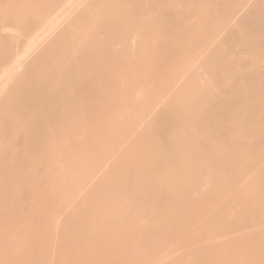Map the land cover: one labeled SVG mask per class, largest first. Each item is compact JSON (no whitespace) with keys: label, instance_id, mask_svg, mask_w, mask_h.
Here are the masks:
<instances>
[{"label":"bare ground","instance_id":"6f19581e","mask_svg":"<svg viewBox=\"0 0 264 264\" xmlns=\"http://www.w3.org/2000/svg\"><path fill=\"white\" fill-rule=\"evenodd\" d=\"M84 1L75 2L83 5ZM107 1L91 0L84 9L78 6L82 10L73 15L76 9L68 12L66 0H0V72L8 70L7 76L14 62L27 55V51H20V45L27 40L32 44L28 35L33 36L34 27L43 22L37 23V19H48L53 10L67 18L75 16L69 21L66 18L67 26L63 23L62 27L64 14L60 15L63 21H55L64 29H58L53 39V35L48 36L44 48L40 44L39 55H27L25 59H31H24L25 68L21 67L23 62L19 70L13 66L15 77L10 73L11 82L6 76L8 83L0 88H4L0 92V264H50L51 229H55L52 236L57 233L60 239L57 253L54 251L57 264H111L114 258L121 264L126 257L140 262L151 253L156 258V241L166 239L165 244L160 242L166 248L169 237L196 230L194 222L202 216L221 229L232 227V246L238 251L248 245L252 247L246 251L262 253L264 230L256 242H248L249 229L244 228L264 223V0H122L121 9L118 6L123 9L121 14L116 12L118 7L116 11L115 6L114 11L107 9ZM36 2L43 4L42 12L40 6L35 9ZM59 6L61 10L67 6L70 15L66 16L65 10L59 12ZM126 14L128 17L123 16ZM58 15L52 17L58 19ZM17 20L23 24L18 23L22 30L32 27L31 33L26 30L31 41L23 36L20 43H24L18 44L21 57L12 48L15 43L8 40L13 38L12 32L9 38L4 35L10 21L19 28ZM50 20L44 24L58 28L54 19L53 23ZM11 23L8 26L12 27ZM37 29L34 43L45 28L39 33ZM50 32L49 28L44 35ZM133 38L137 43H132ZM130 42L135 46L133 54ZM15 56L20 59H11ZM170 87L173 94L164 101L165 111H156L160 122L145 125L126 142L130 129L142 121L143 114H150L147 110H153V104ZM151 96L160 100L153 99L151 104ZM117 111L126 119L115 116ZM108 114L112 116L106 117ZM112 126L114 131L109 129ZM173 126L176 130L180 126V132L167 137L168 128ZM182 128L193 131L187 135ZM186 148L190 157H195L188 168L171 177L160 171L157 174V167H164L160 165L163 161L168 165L167 160L182 157ZM151 150V155L157 154L153 164L157 165V172H153L157 176H144L148 169L141 164L146 163L144 157ZM115 155L102 178L89 186L90 180L96 179L93 175H100V168ZM128 166L132 172L128 168L127 178ZM230 178L234 185L219 187ZM83 185L93 188L86 187L87 194L79 197L82 201L64 220L59 211L66 200L60 202L61 197L69 200V193L74 195L71 189L84 191ZM182 188L190 191L179 198ZM60 191L67 193L58 194L61 207L54 201ZM57 210L64 221L57 217ZM223 211L234 218L233 222L232 218L224 220ZM192 221L194 227L188 226ZM186 226L194 229L188 231ZM190 236L186 235L187 239ZM107 252L119 257L116 260L113 254L111 258ZM101 255H108L104 258L108 261L102 262ZM124 262L130 264L131 260Z\"/></svg>","mask_w":264,"mask_h":264},{"label":"rangeland","instance_id":"374dc122","mask_svg":"<svg viewBox=\"0 0 264 264\" xmlns=\"http://www.w3.org/2000/svg\"><path fill=\"white\" fill-rule=\"evenodd\" d=\"M12 1V0H11ZM17 1V0H16ZM28 1V0H27ZM69 1H71V0H66V2L68 3ZM74 1V3L77 5V1L78 0H73ZM76 1V2H75ZM81 1V0H80ZM83 1V0H82ZM85 1H89V0H85ZM85 1L83 2V5H82V2H78V5L77 6H75V4L71 1L70 3L72 4H74V5H72V7H71V4H70V7H69V3H68V7L67 8H70V9H68L67 11L68 12H70L71 11V9H76V11H71L72 12V14L73 15H75V13L77 14V12H79V10L81 11L82 9H84V5H87L89 2H86L85 3ZM25 2V1H24ZM66 2H64V3H66ZM110 2H111V0H110ZM110 2L109 1H107L105 4H106V7H107V9H109V10H111V8H112V11H114V9H115V11H116V7H118L121 3H123V1L122 0H114L113 2H115L116 3V5H115V3L113 4V2H111V4H110ZM121 2V3H120ZM27 3V2H26ZM64 3H63V7L67 4H65L64 5ZM79 3H81V4H79ZM85 3V4H84ZM120 3V4H119ZM36 5H34L33 7L35 8V9H37V10H39V7L38 6H43V4L42 3H40V5H37V2L35 3ZM38 4H39V2H38ZM90 4V3H89ZM88 4V5H89ZM110 4V5H109ZM113 4V6H111ZM123 5V4H122ZM27 6H28V3H27ZM31 6V8H32V5H30ZM41 6H40V8H41ZM61 6V7H62ZM76 8H75V7ZM78 6H80V7H82V9L80 8V9H78L79 7ZM114 6H115V8H114ZM62 7V9H64ZM65 7V13H66V16L69 14L70 15V13H67V11H66V8ZM78 7V8H77ZM120 7V9H121V6H119ZM119 7H118V10L116 11V12H119L120 14H121V11L123 10H121L120 11V9H119ZM28 8V7H27ZM31 8H30V11H31ZM34 8H32L33 10H34ZM114 8V9H113ZM58 9H60L59 10V12H63L64 10H61V8H60V6H59V8ZM77 9H78V11H77ZM42 10V8L40 9V11ZM36 10H34V12H35ZM43 11V10H42ZM41 11V12H42ZM54 11V10H53ZM52 11V13H54V14H57L56 12H58L57 10H55L56 12H53ZM40 13V12H39ZM51 13V14H52ZM122 13H124L123 11H122ZM41 14V13H40ZM40 14H38V15H40ZM54 14H52L55 18H57L56 16L59 14H57V15H54ZM62 14H64V13H62ZM62 14H59L58 15V19H55L54 17H52V15H50L52 18H51V20H53V22L55 21V20H59V18L62 16ZM72 14H71V16L70 17H72V18H74L73 16H72ZM61 15V16H60ZM48 16V15H47ZM47 16H45V17H47ZM50 16H48L49 18H50ZM60 16V17H59ZM124 17H128V14H126V15H123ZM62 17H64V21H63V19H62V21H60L61 20V18ZM61 18H60V23L62 24V25H66L67 26V23H64L67 19H68V21H69V19L71 20L72 18H70L69 16V18H67V17H65V14L62 16ZM44 19V20H46L45 22L47 23L48 22V20H50V19ZM67 18V19H66ZM43 19H41V21L40 22H38L39 21V19H37L38 21H36L37 23H41L42 21V23H41V25H40V27L42 28V26L43 25H46V23L44 24V20ZM51 20L49 21V22H51ZM14 22V24L16 23L15 21L16 20H13ZM67 21V22H68ZM7 22V21H6ZM5 22V23H6ZM9 22V21H8ZM53 22H51V23H53ZM56 22V21H55ZM10 23H11V21H10ZM10 23H7L8 25L10 24ZM13 23H11L12 24V27H11V25L10 26H8L7 24H5V27H6V25H7V29L6 28H4V32H5V29H6V32L5 33H7L8 31V29H9V32H8V34H4V35H6V37H8L7 35H9V33H11L12 32V34H13V38H12V36H10V35H12V34H10L9 36H10V39H8L10 42H11V44L12 43H15L14 44V46L12 45V48L14 47V51L16 50H18L19 49V45L20 44H23L24 42L26 43L25 45L23 44V45H20V51L22 52L23 51V53H26L25 51H27V55H30L29 57H35L36 55H35V53L37 54V55H39L38 54V52L40 53V52H42V48H44L42 45H46V43H48V36L50 37L51 35H53V36H51V38L50 39H53L54 37H55V35H57L55 32H57L58 31V29L60 30V31H62L64 28H62V27H65V25L64 26H62L61 27V29H60V27L58 26V24H60L59 22L57 23L56 22V24H54V26L55 25H57L58 26V28L57 27H53L50 23H48L47 25H46V27L48 28H46V27H44L46 30H47V32H44V31H46L44 28H40L39 26V28L38 27H34L33 25H35V23H33V27H34V29H35V31H32V34L34 33L35 34V32H36V29L38 28V29H40V30H38L37 29V32L38 31H41V30H43L44 29V31H42V32H44V34H46V33H48V30H49V28H50V33L49 34H47L46 36L44 35V37H43V35H42V32H40L41 33V35H39L38 33H37V36L38 37H41V38H38V39H40V40H38V41H35L36 43H34V40H36V34H35V36H34V34H33V36L32 35H28L30 38L32 37L33 38V42L31 41V39L26 35V34H29V33H31V30H32V27H30L31 29H29V27L27 28L29 31H26L27 29H23L22 30V27L23 26H20L19 24H22V23H19V20H17V24L19 25V28H18V26H16V27H14V25H13ZM64 23V24H63ZM92 23V22H91ZM49 24H50V26L52 27H48L49 26ZM68 24H69V22H68ZM23 25V24H22ZM37 26V25H36ZM10 27L11 28H13L14 27V29H10ZM21 27V28H20ZM54 28V29H53ZM57 28V29H56ZM33 29V30H34ZM52 29H53V31H54V33L52 32ZM11 31V32H10ZM23 31H26V32H23ZM60 31H58V32H60ZM27 32H29V33H27ZM57 32V33H58ZM21 33H24L23 35H21ZM59 34V33H58ZM23 36L25 37V36H27L28 38H29V41H31V43L32 44H30V42H28V40L27 41H24V42H22L23 40H24V38H23ZM34 37H36L35 39H34ZM46 37V42H45V40H44V38ZM53 37V38H52ZM133 37V35L131 34V38ZM139 36H137V38H136V40L137 39H139L138 38ZM23 38V39H22ZM135 38H133L132 40H133V42L132 43H134V42H136L137 43V41H135ZM6 39V38H5ZM22 39V43H20V40ZM43 39V40H42ZM131 40V41H132ZM7 41V40H6ZM8 41V42H9ZM41 41H43V42H45V44L42 42L41 43ZM50 41V40H49ZM28 42V43H27ZM20 43V44H19ZM131 43V42H130ZM132 43H131V46H132ZM19 44V45H18ZM40 44H41V46H42V48H41V50H39L40 49ZM15 45H16V47H15ZM133 45H135V44H133ZM30 46V48H28ZM0 47H3V46H0ZM122 46H120L119 48H121ZM15 48H17V49H15ZM28 48V50H26ZM135 48V46H132V48L130 47V49H132V54H133V49ZM1 49V48H0ZM118 49V48H117ZM122 49V48H121ZM2 50V49H1ZM19 50L17 51V53H18V55H19V57H21V55H22V53H20L19 52ZM120 50V49H119ZM3 51H4V48H3ZM3 51L1 52V53H3ZM131 51V50H130ZM135 52V51H134ZM14 53V52H13ZM16 52H15V54L14 55H16L17 54ZM20 53V54H19ZM32 54H34V55H32ZM23 55H25V54H23ZM26 55V56H27ZM26 56H23L22 58V60L23 61H28V60H30V59H25V57ZM16 57H18V56H15V57H12L11 59H13L14 60V58H16ZM18 57V58H19ZM27 58H28V56H27ZM17 59V58H16ZM20 59V58H19ZM25 59V60H24ZM21 60V59H20ZM19 60V61H20ZM19 61H18V63L15 61H13L14 62V64L15 65H17L16 67H17V69L19 70V65H21L22 63L21 62H23V61H20V63H19ZM26 61H25V63H26ZM10 62H12V61H10ZM10 62H9V64H7V65H9V67L11 66V64H13V62L10 64ZM24 63V62H23ZM25 63L23 64V66L21 65V67H24L25 68ZM15 65H12V67H10L11 68V70H13L12 68H13V66H15ZM8 66H5V68H7ZM8 67V68H9ZM20 67V68H21ZM16 68H15V70H16V72H19L18 70H17ZM22 70H23V68H21ZM5 70V69H4ZM4 70H2L1 72H4ZM11 70H9L10 72H9V74H8V76H7V73L6 72H8V70L6 71L5 70V72L4 73H2L1 74V72H0V75L2 76L3 74V76H2V78L4 77H8V78H10V76H11V74H12V77H15V73H14V75H13V71H11ZM22 70H20V73L22 72ZM24 71V70H23ZM11 73V74H10ZM1 78V77H0ZM0 79V81H1V83L2 82H4V78L3 79ZM7 78H5V82L4 83H0L1 85H0V88H1V86L3 85V84H5V83H8V81L9 82H11V79L12 78H10V80H6ZM15 80V79H14ZM13 80V81H14ZM7 81V82H6ZM4 86V85H3ZM6 86H7V84H6ZM6 88V87H5ZM144 88H145V86H144ZM4 88H2V89H0V92L3 90ZM174 89V88H173ZM171 91V92H170ZM169 93V94H168ZM168 93H166L164 96H165V98H164V96L161 98V100H163L161 103H159L161 100L158 98L157 99V97H155L154 98V96L152 97H149L150 98V100L148 99V101H151V104H152V101H153V99H156V100H154L155 102H157V100H160V101H158L157 103H155V104H153L154 106H153V110H154V112H155V114H153V113H151V111H153L151 108H149L147 111H149L150 112V114H149V112H147L149 115H147L145 112L146 111H144V113L145 114H143L144 116H143V118H142V121L139 123V121L138 122H135V124L136 123H139L138 125H134L130 130H132V132L130 133L129 132V130H128V133H130V135L128 136V138H127V141L126 142H129L130 140H133L134 138L133 137H135V135H137V134H139L145 127V125L147 126L149 123H151V125H154V121H158L159 120V118L160 117H157V116H159V114L156 112V111H160L161 109L163 110L164 109V111H165V105H166V100L167 99H169L168 98V96H171L173 93H172V90H171V87H170V89H169V91H168ZM172 93V94H171ZM138 95H140V94H138ZM143 96V95H142ZM167 97V98H166ZM138 99H141V95H140V97L138 98ZM165 101V102H164ZM159 103V104H158ZM157 104L159 105V106H157ZM156 105V106H155ZM164 105V106H163ZM151 107H152V105H151ZM158 108V109H155V108ZM161 107V108H160ZM160 109V110H159ZM161 110V111H162ZM118 113V115L115 113L114 115L115 116H119L120 117V119L122 120L125 116L124 115H119L120 113H119V111H117ZM163 112V111H162ZM111 113V112H110ZM130 113V112H129ZM128 113V118H130V115H132V114H129ZM113 114V113H112ZM168 115L169 114H172V113H167ZM110 114H108L106 117H108ZM113 115V116H114ZM133 115H136V114H133ZM154 115H156V116H154ZM110 116H112V115H110ZM115 116L113 117L114 119H116L115 118ZM124 116V117H123ZM127 116V115H126ZM137 116V115H136ZM119 117H117L118 119H119ZM111 118V117H110ZM112 118V119H113ZM132 118V117H131ZM156 118H158V119H156ZM124 119H126V117L124 118ZM123 119V120H124ZM161 120V119H160ZM160 121H158V123H159ZM157 123V122H156ZM120 124V123H119ZM117 123H115V126L117 127ZM156 125V124H155ZM183 125V124H182ZM182 125H180V126H182ZM185 126V128L187 127L186 126V124H184ZM115 126H112V127H110L109 129H110V131H112L113 130V127L115 128ZM180 126H178V130H176L177 129V127H174L173 126V128L174 129H172L171 127H169L168 129H169V131H170V129H171V131L168 133V135H166L167 137L169 136L170 138H172L173 136H174V133L175 134H177L178 132L177 131H179V127ZM183 127V128H184ZM111 128H112V130H111ZM135 128V129H134ZM182 128V130L184 131V129ZM108 129V130H109ZM117 129V128H116ZM190 129V128H189ZM181 130V129H180ZM114 131V130H113ZM192 129H190V132L192 133ZM145 132H147V129H145ZM180 132V131H179ZM187 132V133H186ZM190 132H189V130L187 131V129L184 131V133L185 134H187V135H190ZM181 133H182V131H181ZM183 135V134H182ZM176 136V135H175ZM186 135H184V137H185ZM187 139V138H186ZM125 142V143H126ZM186 142V141H185ZM130 143V142H129ZM187 143V142H186ZM121 148H123V147H121ZM121 148H119V151L121 150ZM123 149H125V147L123 148ZM123 149L121 150V151H123ZM145 149V148H144ZM190 150V149H189ZM118 151V152H119ZM117 152V153H118ZM183 153H182V157H177V158H174V160L171 162L170 160H167V162L166 163H168V161H169V164L166 166L165 165V163H164V161H163V163H161L160 165H161V167H163V168H160V166H159V168L157 167V170H158V172L155 170L156 168H154V166L156 167L157 165H153V164H155L154 162H156V160H157V157H155V156H157V154L154 156V154L153 155H151L153 152H152V150H151V152H148L147 151V154L149 153L150 155V157L148 156V157H144L147 161H146V163H142L141 165H143L144 167H143V169L146 167V169H148V171H147V173L145 174V173H142V174H144V176L146 175H148V174H153V172H157V174L159 173V171L162 173L163 172V174L162 175H164V173L166 174V176H168L169 175V177H171L172 175H176V174H178L180 171H182V170H185L186 168H188L189 166V164H191L189 161H191V159L192 160H194L195 159V157H190V154H189V152H188V150H187V148L186 149H184V151H182ZM116 153V154H117ZM120 153H118L117 154V156L119 155ZM143 154H145V152L143 153ZM147 154H145V156L147 155ZM117 156L115 155L114 157H110V159H109V161H107V163L105 164V165H103L100 169H102V171H100V169H99V171L101 172H99L100 173V175H98V174H94L93 175V179L94 178H96L95 180H93V182H92V180H90L91 182H89L88 183V185L90 186V185H93V186H95L94 185V183L96 184L97 182H98V180H99V178H102V176H103V174L106 172V170L111 166V162L112 161H114V160H116V158H117ZM144 156V155H143ZM153 156V157H152ZM186 156H188V157H186ZM119 158V157H118ZM138 158H141V156L140 157H138ZM143 158V157H142ZM145 159H143V160H145ZM142 159H141V161H143ZM171 162V163H170ZM192 162V161H191ZM37 164V163H36ZM33 165V164H32ZM35 166H37V165H35ZM34 166V167H35ZM125 168H127L126 169V171H125V173L127 172V174H125V175H127V178H128V176H129V173H128V168H129V166L128 167H125ZM139 168V167H138ZM149 168H150V170H149ZM130 170H129V172L131 171V167L129 168ZM142 169V168H141ZM142 169V170H143ZM35 170V169H34ZM125 170V169H124ZM137 169H136V167H135V171H136ZM134 171V170H133ZM144 171V170H143ZM142 171V172H143ZM152 171V173H149V172H151ZM98 172V171H97ZM132 172V171H131ZM130 172V173H131ZM136 172H138V171H136ZM144 172H146V170L144 171ZM133 173H135V172H133ZM133 173H132V176H134L133 175ZM123 174H124V172H123ZM138 174V173H137ZM139 174H140V171H139ZM139 174H138V176H139ZM97 175V176H96ZM141 175V174H140ZM154 175V174H153ZM95 176V177H94ZM101 176V177H100ZM124 176V175H123ZM143 175H141V177H142ZM154 176H157V175H154ZM165 176V175H164ZM125 177V176H124ZM123 177V178H124ZM140 177V176H139ZM50 178V177H49ZM127 178H125V180L127 179ZM51 180H53V179H55V177L54 178H50ZM49 179V180H50ZM232 178H230V180H225V181H222L221 182V186L219 185V183L217 184V187H218V185H219V187H222V186H226V185H229V186H232V184L235 182V180H231ZM122 180V179H121ZM124 180V179H123ZM61 183V182H60ZM62 184V183H61ZM87 184V183H86ZM235 184V183H234ZM233 184V185H234ZM88 185H83V186H81V187H85L84 189L86 190V187H88ZM61 186V185H60ZM62 186H64V185H62ZM77 188H80V185L79 186H77ZM77 188L75 189V191L74 190H72L71 189V191H73V197H72V192H70L69 193V196L70 197H72L71 199H70V197L68 196L67 198H69V200H67V199H64L65 197H61V195H66L67 193H62L61 191H63V190H61L60 192H58L57 193V195L59 194V193H61V195H58L59 197H58V199H56V197L53 195V197H55L54 198V201H57V200H59V198L61 197V201L60 202H62V199L65 201L64 203H65V205H63L62 206V204L60 205L59 203H58V201L56 202V204L57 205H59V207H61L62 206V208H61V210L57 207L56 209H58V210H60L59 211V213L61 212L62 214H60V217L62 218V217H64L65 216V214L67 215V216H65L66 218H68L69 217V215H68V212L70 213V210L72 211V208H74L75 206L74 205H76V204H79L82 200V198H80L79 199V197H84V193H86L88 190H80V189H78L79 190V192H76V190H77ZM91 189V188H93V187H88L87 189ZM229 188V187H228ZM62 189V188H61ZM216 189V188H215ZM77 190V191H78ZM229 190V189H228ZM83 191V192H82ZM190 190H188V189H181L179 192H178V196H179V198H182V197H186V195H187V193L189 192ZM207 191H208V189H207ZM212 191H214V189L212 190ZM211 192V190L208 192V195H209V193ZM79 193V194H78ZM82 193V194H81ZM215 194L217 193V191L216 192H214ZM231 192H229V194H230ZM48 195H50L51 196V194H49V193H47ZM81 194V196H79ZM84 194V195H83ZM87 194V193H86ZM130 194H133V193H130ZM47 195V196H48ZM78 195V196H77ZM83 195V196H82ZM207 195V196H208ZM46 196V197H47ZM77 196V197H76ZM200 196V195H199ZM198 196V197H199ZM76 197V198H75ZM206 197V196H205ZM49 198V197H48ZM51 198L52 197H50V199H47V198H45L44 200H51ZM207 198V197H206ZM73 199V201L71 202V200ZM45 201V202H49V201ZM80 200V201H79ZM53 201V200H52ZM52 201H51V203H50V206L53 204L52 203ZM79 201V202H78ZM67 202V203H66ZM220 202V201H219ZM63 203V204H64ZM69 203H71L70 205H69ZM221 203V202H220ZM219 203V204H220ZM46 204V203H45ZM44 204V205H45ZM223 204V203H222ZM54 205V204H53ZM49 206V204L47 205V207ZM55 206L56 205H54L53 206V208L55 209ZM68 208H67V207ZM74 206V207H73ZM222 206V205H221ZM47 207H45V208H47ZM64 207H66V208H64ZM49 208V207H48ZM50 208H52V207H50ZM64 208V209H63ZM53 209V210H54ZM58 210H57V213H58ZM64 212V213H63ZM228 212V211H227ZM59 213L58 214H56L57 215V217H58V215H59ZM223 213H224V211L222 212V215H223ZM226 214V215H225ZM225 215V216H224ZM224 220L226 219L227 221H228V219H229V221H231V222H233V217H231V215L229 216V214H228V216L229 217H227V213H224ZM60 217H58V218H60ZM65 217H64V220H66L65 219ZM220 217V216H219ZM59 219V220H61V221H64V220H62V219ZM223 218H219V220L222 222L223 221ZM232 218V219H231ZM231 219V220H230ZM198 221H195L194 223H193V221H192V223H187V225L188 226H193L192 224H194V226H195V228H196V230L194 231L191 227H188V226H186L187 228H190V229H188V231L189 230H193L192 232H187L186 234L185 233H177V235L175 236V237H173V239H172V237H169V240H170V238H171V241H168V246L166 245V248L164 247V244H165V242L163 241V240H165L166 241V239H161V240H159L158 242L159 243H157V241H156V244H159L158 246L155 244V247L153 248V255H156V258L154 257V256H152V253H151V257H153V258H155L154 260H152V259H149V258H151L149 255V257L148 256H144V258H146V257H148V259H146V260H148V261H146V260H144V261H142L143 259L141 258V260H140V257H139V260H140V262H141V264H144L143 262H145V263H147V262H149L150 260V262L149 263H147V264H175V263H177V262H175V261H179L180 263H183V264H264V251H261L262 253H254L253 251H251L250 249H249V251H246V249L247 248H251L252 246H248L247 245V247H246V249L244 250H242V251H238V249H237V247L236 246H232L233 244H234V242H235V240H234V235H233V233L232 232H230L231 231V229H232V227H231V222H229V225H230V230L229 231H227V229L226 230H224V229H221V226L219 225V226H215V225H211L210 223H209V221H206L207 220V217L206 216H202L201 217V220H199V219H197ZM189 222H191V221H189ZM201 222V223H200ZM205 222H207L206 224H205ZM221 222H219V224L221 223ZM224 222V224L225 223H227L226 221H223ZM222 222V223H223ZM221 223V225H223ZM191 224V225H190ZM197 224V225H196ZM258 225V224H257ZM261 226H256V225H254L253 224V226H252V224H251V226L250 227H246V228H244L245 230H247V229H249L248 231H246V241H248V242H256V240L258 239V236H259V233H260V231H262V230H264V223H262V224H260ZM193 226V227H194ZM170 227V226H169ZM168 227V229H170ZM200 229H199V228ZM165 228H167V226H165ZM52 230H55V229H51L50 231H49V235L50 234H52L53 235V232H52ZM198 230V231H197ZM164 231L165 232H167V230H165L164 229ZM54 232H56V231H54ZM70 233H72L71 231H70ZM69 233V234H70ZM189 233V234H188ZM191 233V234H190ZM194 233V234H193ZM57 234V233H56ZM56 234H54V236H52L51 235V237L52 238H50L49 237V244L50 243H52V245L50 244V246H52V250L53 251H51L50 250V248H49V252H50V255H51V258H49L50 260L48 261L50 264H57L56 263V258H55V255H54V251H58V247H59V245L58 244H60L59 243V241H60V239H59V235L57 236ZM180 234H182V236L180 235ZM184 234H185V236H184ZM186 235H191L190 237L191 238H189L188 237V239L190 240H188L187 239V237H186ZM192 235H194V240H193V238H192ZM200 235H201V237H200ZM179 236H180V238H179ZM197 236V237H196ZM166 238V237H165ZM176 238V239H175ZM203 238V239H202ZM59 239V240H58ZM186 239V240H185ZM37 240H39V238H37ZM167 240H168V236H167ZM178 240H179V242H178ZM52 241V242H51ZM110 241V240H109ZM161 241H163L164 242V244L163 243H160ZM181 241V242H180ZM184 241V242H183ZM167 242V241H166ZM46 243H48V242H45V243H43V246H44V244H46ZM110 242H108V244H109ZM121 242H119V244H120ZM118 244V245H119ZM123 244V243H122ZM121 244V245H122ZM126 244V243H125ZM124 244V245H125ZM139 244V243H138ZM162 244H163V246H162ZM56 245H58V246H56ZM123 245V246H124ZM130 245V244H129ZM129 245L127 244V246L126 247H129ZM134 245V244H133ZM133 245H131L132 247H133ZM160 245H161V247H163V248H161L160 247ZM180 245V246H179ZM46 246V245H45ZM49 246V247H50ZM54 246H55V248H54ZM111 245H109V247H110ZM120 246V245H119ZM118 246V247H119ZM135 246H137V244L135 243ZM151 246V245H150ZM139 247H140V245H139ZM138 247V248H139ZM158 247V248H157ZM212 247H215L216 249H214V248H212ZM220 247V248H219ZM112 248H115V247H112ZM159 248H161V252L159 251V253H160V255H159V253H157V249L159 250ZM212 248V249H211ZM111 249V248H110ZM117 249V248H116ZM118 249H120V248H118ZM122 249V252H123V248H121ZM155 249H156V251H155ZM211 249V250H210ZM163 250V251H162ZM226 250V251H225ZM57 251H56V253H57ZM107 251V250H106ZM121 251V250H120ZM225 251V252H224ZM53 252V253H52ZM155 252L157 253V254H155ZM227 252V253H226ZM52 253V254H51ZM105 252H101V254H104ZM110 252H107V254L109 255V257L111 256V258H114V257H116V260H117V256L118 255H116L115 256V254L114 253H111V255L109 254ZM228 254V255H226V254ZM113 254H114V257H112L113 256ZM231 254V255H230ZM49 255V254H48ZM108 255H107V258H106V256L104 255V257L101 255L100 256V258L101 257H103V258H101V261L102 262H104V261H108V260H104V258H106V259H108ZM50 257V256H49ZM119 257V256H118ZM131 257V256H130ZM129 257V258H130ZM111 258L109 259V260H111ZM127 258V257H126ZM125 258V260L123 259L122 260V263L121 264H126V262H124V261H128V262H130V260H131V263L130 264H138V263H140V262H135V259H126ZM134 258V257H133ZM103 259V260H102ZM114 260V263L116 264V262L119 260H117L116 262H115V258L114 259H112V261ZM133 260V261H132ZM138 260V261H139ZM112 261H110L111 262V264H113L112 263ZM119 262H121V261H119ZM119 262H117V263H119ZM124 262V263H123ZM127 262V263H128ZM133 262V263H132ZM175 262V263H174ZM178 262V263H179ZM96 263H99L98 261L96 262ZM101 263V262H100ZM179 263V264H180ZM103 264V263H102ZM105 264H107V263H105ZM108 264H109V262H108ZM120 264V263H119Z\"/></svg>","mask_w":264,"mask_h":264}]
</instances>
